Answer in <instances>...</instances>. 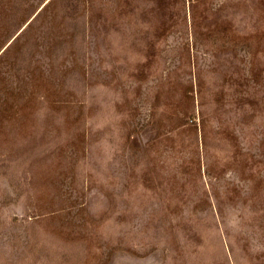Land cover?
Here are the masks:
<instances>
[{
	"label": "rangeland",
	"instance_id": "obj_1",
	"mask_svg": "<svg viewBox=\"0 0 264 264\" xmlns=\"http://www.w3.org/2000/svg\"><path fill=\"white\" fill-rule=\"evenodd\" d=\"M0 264H264V0H0Z\"/></svg>",
	"mask_w": 264,
	"mask_h": 264
}]
</instances>
